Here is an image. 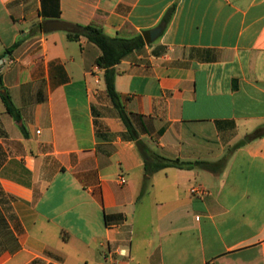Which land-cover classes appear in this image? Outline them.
Listing matches in <instances>:
<instances>
[{"label": "crops", "instance_id": "obj_1", "mask_svg": "<svg viewBox=\"0 0 264 264\" xmlns=\"http://www.w3.org/2000/svg\"><path fill=\"white\" fill-rule=\"evenodd\" d=\"M49 20L161 27L115 66L116 91L154 150L226 155L222 171L169 167L143 187L100 49ZM0 76V264H264V0H0Z\"/></svg>", "mask_w": 264, "mask_h": 264}, {"label": "trees", "instance_id": "obj_2", "mask_svg": "<svg viewBox=\"0 0 264 264\" xmlns=\"http://www.w3.org/2000/svg\"><path fill=\"white\" fill-rule=\"evenodd\" d=\"M172 9H169L162 18V23L167 24L170 20ZM73 29L67 30V37L70 40H77L80 37H85L89 42L96 45L101 53L96 58L95 64L103 70V81L105 84V90L110 98L113 106L116 108L118 115L129 132L131 138L135 140L137 147L144 160V180L143 187H146L150 177L165 168H203L213 172H221L224 168L227 160V156L224 155L215 162H208L204 160H183L179 158L171 159L167 158L156 150H154L148 142L141 139L133 128L131 117L129 112L124 108L120 96L115 88V76L117 70L115 66L129 53L143 47L146 43H150L145 33L135 35L133 37L124 38L118 36H109L103 32V30L94 25H80L72 24ZM18 45V41L13 46L6 50L9 53L14 47ZM0 88H3L2 79L0 76ZM1 98L4 102L6 110L17 120H19V114L13 106L9 95L6 92L1 94ZM37 261L33 262L35 264Z\"/></svg>", "mask_w": 264, "mask_h": 264}, {"label": "water", "instance_id": "obj_3", "mask_svg": "<svg viewBox=\"0 0 264 264\" xmlns=\"http://www.w3.org/2000/svg\"><path fill=\"white\" fill-rule=\"evenodd\" d=\"M43 28L46 31L55 30V29L72 30L73 26L69 24L68 22L58 21V20H49L43 24ZM161 29H162L161 27H157L152 30L145 31L144 33L146 37L148 38V41L149 42L153 41L160 34Z\"/></svg>", "mask_w": 264, "mask_h": 264}, {"label": "built area", "instance_id": "obj_4", "mask_svg": "<svg viewBox=\"0 0 264 264\" xmlns=\"http://www.w3.org/2000/svg\"><path fill=\"white\" fill-rule=\"evenodd\" d=\"M120 181L124 182V179L120 178ZM191 192L199 194V193H203L204 189L200 187H193L191 188ZM97 264H125V263H122L121 261H117V260H109V261H102Z\"/></svg>", "mask_w": 264, "mask_h": 264}]
</instances>
